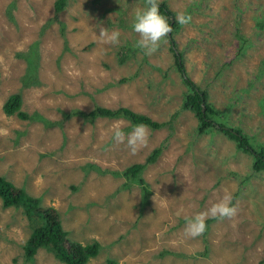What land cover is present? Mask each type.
Returning a JSON list of instances; mask_svg holds the SVG:
<instances>
[{
    "label": "rangeland",
    "instance_id": "rangeland-1",
    "mask_svg": "<svg viewBox=\"0 0 264 264\" xmlns=\"http://www.w3.org/2000/svg\"><path fill=\"white\" fill-rule=\"evenodd\" d=\"M56 1L0 0V174L40 206H54L68 239L99 242L87 264H264V170L216 127L198 132L174 54V47L183 52L187 74L205 92L225 91L228 81L229 94L207 98L212 118L264 152V27L257 25L264 0H164L192 19L151 56L133 47L145 0H66L61 11ZM100 27L119 31V46L99 43ZM13 93L33 119L4 112ZM96 106H125L167 124L148 127L147 146L133 155L112 140V129L128 133L135 124L78 113ZM160 146L141 174L147 188L124 175ZM226 191L237 215L207 219L203 235L187 238L185 217ZM32 229L22 206L0 199V264H65L45 247L26 258Z\"/></svg>",
    "mask_w": 264,
    "mask_h": 264
},
{
    "label": "trees",
    "instance_id": "trees-1",
    "mask_svg": "<svg viewBox=\"0 0 264 264\" xmlns=\"http://www.w3.org/2000/svg\"><path fill=\"white\" fill-rule=\"evenodd\" d=\"M65 4L66 0H57L56 10L61 11ZM159 5L160 13L168 18L169 24H171L172 19H174L173 27L176 28L178 23L175 22V13L170 8L169 4L164 0H159ZM257 25L259 27H264V18H257ZM174 51L176 66L182 74L185 84L189 88L183 106L184 108H190L197 115L199 120L198 132L202 134L210 127H216V129H219L233 138L240 149L254 156L255 161L253 168L255 171L264 170V152L262 150H257L250 142V138L244 134L241 129L222 125L212 118V116L216 114V111L211 108L207 101V92L201 89L187 74L183 55L181 53L177 54L175 48ZM203 103L206 106L205 112L202 110ZM3 110L7 115H16L20 119H33L31 114L22 110V97L18 93H13L7 98L3 105ZM78 113L82 117L92 119L98 117H108L115 120L125 119L135 125L144 124L153 129H159L167 124L154 120L149 115L138 113L125 106H120L116 109L96 106V108L90 112L79 111ZM161 152L162 146L155 148L146 162L137 163L128 167L124 175L129 179H136L135 181L144 185V188H147L141 174L147 164L157 160ZM31 196L32 195H27L12 181L0 174V197L3 205L5 207L22 206L28 220L32 224L33 229L25 245V255L28 260L34 259L41 247L47 248L57 259L65 264H87L92 257L97 256L100 248L98 241L84 244L68 239V232L63 227L58 210L54 206H47L46 208L40 206V200Z\"/></svg>",
    "mask_w": 264,
    "mask_h": 264
},
{
    "label": "clouds",
    "instance_id": "clouds-1",
    "mask_svg": "<svg viewBox=\"0 0 264 264\" xmlns=\"http://www.w3.org/2000/svg\"><path fill=\"white\" fill-rule=\"evenodd\" d=\"M147 7L137 10L134 16L132 29L138 34L134 48L140 49L145 55H153L161 43L167 42V37L172 31L168 18L160 13L159 0H145ZM191 15L180 12L175 16V22L179 25H187L191 22ZM120 32L111 31L100 27L98 42L105 45L119 46ZM150 131L144 124H137L132 130L125 133L121 125L112 129V140L117 144H125L131 154L135 155L142 147L147 146ZM232 194L225 192L223 196L211 205L206 211L195 214L192 217H185L184 235L187 238L195 239L206 231V220L216 219L223 221L237 215L238 209L232 204Z\"/></svg>",
    "mask_w": 264,
    "mask_h": 264
},
{
    "label": "crops",
    "instance_id": "crops-1",
    "mask_svg": "<svg viewBox=\"0 0 264 264\" xmlns=\"http://www.w3.org/2000/svg\"><path fill=\"white\" fill-rule=\"evenodd\" d=\"M172 9V8H171ZM175 13V12H174ZM175 16H176V14H175ZM178 26H179V24H178ZM177 26V27H178ZM176 27V28H177ZM229 29H230V26H229ZM175 46V45H174ZM224 47H226V45H223ZM175 48V47H174ZM179 52V51H178ZM179 53H181L182 55H183V52H179ZM184 58V57H183ZM184 63H185V60H184ZM186 66V65H185ZM186 70H187V68H186ZM224 72H226V69L224 70ZM188 73V72H187ZM189 75V74H188ZM190 76V75H189ZM191 77V76H190ZM192 78V77H191ZM192 80H196L195 78H192ZM225 84H226V87H225V91L229 88V86H228V81H226V82H224ZM225 91H222L221 89H220V87L219 86H217V85H214L210 90H208V91H206L207 92V95L208 96H210V97H213V96H218V95H221V94H229V93H227V92H225ZM260 121H262V120H260ZM259 121V122H260ZM2 175V174H1ZM8 180H10L11 181V179H8ZM13 182V181H12ZM1 199V198H0Z\"/></svg>",
    "mask_w": 264,
    "mask_h": 264
},
{
    "label": "water",
    "instance_id": "water-1",
    "mask_svg": "<svg viewBox=\"0 0 264 264\" xmlns=\"http://www.w3.org/2000/svg\"><path fill=\"white\" fill-rule=\"evenodd\" d=\"M171 25V27H172V29H173V25H174V19H172V23L170 24ZM172 35V31H171V33L169 34V36H171ZM176 53L177 54H179V52L178 51H176ZM202 110H203V112H205L206 111V106H205V104L203 103L202 104Z\"/></svg>",
    "mask_w": 264,
    "mask_h": 264
}]
</instances>
